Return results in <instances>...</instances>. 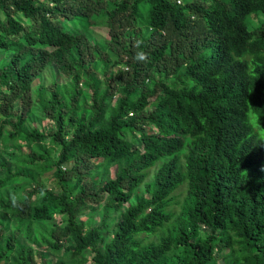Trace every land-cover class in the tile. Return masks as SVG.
Here are the masks:
<instances>
[{
  "label": "trees",
  "instance_id": "1",
  "mask_svg": "<svg viewBox=\"0 0 264 264\" xmlns=\"http://www.w3.org/2000/svg\"><path fill=\"white\" fill-rule=\"evenodd\" d=\"M258 131L264 0H0V264H264Z\"/></svg>",
  "mask_w": 264,
  "mask_h": 264
},
{
  "label": "rangeland",
  "instance_id": "2",
  "mask_svg": "<svg viewBox=\"0 0 264 264\" xmlns=\"http://www.w3.org/2000/svg\"><path fill=\"white\" fill-rule=\"evenodd\" d=\"M253 16V15H252ZM253 19H251V23H249V20L247 19V23H248V26L250 25H256L257 24V20H260L262 19V17L259 15L257 16V18L255 19V17H252ZM87 36L88 38L92 39V40H96L97 42H101V41H104L106 39V30L103 26L102 23H98L96 26H93V27H90L88 32H87ZM55 81L58 85H65L66 83V79L57 74L56 71H55V68L53 66H48L38 77H36V79L34 80L33 84H32V89L33 90H37L39 87L41 86H46L48 83H50L51 81ZM34 94H35V91H34ZM39 109H38V105L37 103L34 104V107H33V113H32V118L28 121L27 123V127L30 128V127H34V128H37L39 129L40 131H44L46 130V128L48 127V123L43 121L42 119H40L39 117ZM254 128V127H253ZM258 135L261 139L264 140V135L258 131ZM9 147V146H8ZM0 151H1V148H0ZM3 159H5V156H3ZM10 163H12L10 161ZM63 167H61L62 169ZM113 169L114 168H110L109 172H110V176L112 177L113 175ZM154 172V169L150 170L148 172V176L147 178L145 179V182L148 183L151 179V175L153 174ZM50 181H51V177H50V173L48 172H44V173H39L38 174V182L45 188H49L51 187L50 185ZM184 191H185V185H182V186H179L174 192H173V197H174V200L171 202L170 204V208H171V211H173L174 213V219L176 218V215L178 214L180 208H181V201L183 200V197H184ZM100 212H97L95 213L90 219L89 221V224L90 225H94V224H98L99 221H100ZM82 219H85V216L82 215L81 216ZM85 228H87V226H85ZM156 241V238L151 236V237H147L144 239V243H147V242H155ZM35 249V248H34ZM42 247L39 249L41 250ZM43 250V249H42ZM43 256L45 257L46 260H51L53 261V256L49 255V253H43ZM82 264H88V262L86 263H82ZM217 264H221V260H218L217 261Z\"/></svg>",
  "mask_w": 264,
  "mask_h": 264
}]
</instances>
